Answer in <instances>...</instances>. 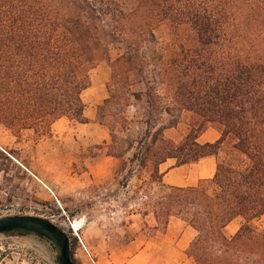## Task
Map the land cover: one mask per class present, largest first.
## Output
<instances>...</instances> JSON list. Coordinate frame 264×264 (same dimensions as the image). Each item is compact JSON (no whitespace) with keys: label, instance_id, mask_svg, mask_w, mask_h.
Instances as JSON below:
<instances>
[{"label":"trees","instance_id":"trees-1","mask_svg":"<svg viewBox=\"0 0 264 264\" xmlns=\"http://www.w3.org/2000/svg\"><path fill=\"white\" fill-rule=\"evenodd\" d=\"M165 23L191 36L166 49L155 34ZM101 62L110 71L96 111L109 131L106 155L120 162L122 188L139 181L148 229L165 233L171 218L192 228L185 254L194 264H264V228L255 224L264 217V0H0V128L40 138L61 119L88 123L82 96ZM133 104L144 125L137 139L125 116ZM184 114L194 124L175 143L165 130ZM209 126L220 138L199 144ZM227 140L231 154L220 161ZM208 157L216 159L212 178L164 184L168 161Z\"/></svg>","mask_w":264,"mask_h":264},{"label":"rangeland","instance_id":"rangeland-1","mask_svg":"<svg viewBox=\"0 0 264 264\" xmlns=\"http://www.w3.org/2000/svg\"><path fill=\"white\" fill-rule=\"evenodd\" d=\"M155 34L166 49L175 48L184 38L191 36L186 30H174L168 23ZM115 57L116 52H111L110 59ZM100 68L107 71V82L99 72ZM90 79L91 88L83 93L82 98L87 114L93 112L96 116L98 104L108 98V64L99 63L90 72ZM125 116L131 121L130 137L137 139L144 131L140 105L130 106ZM194 120L188 114L179 120L176 129L179 127L177 133L182 139ZM60 126L51 128L50 136L40 138L24 133L21 138H15L19 144H12L9 135L0 137L3 147L0 153L10 160L0 159V169L4 170L0 172V219L34 216L49 220L68 235L76 264H124L126 258L146 245V263L162 264L163 258L172 257L169 242L155 239L159 233L148 229L153 224L151 215L142 220L138 214L141 210L137 194L139 181L133 178L127 188H122L120 182L125 173L119 171V167L105 179L89 177L86 166L101 151L106 152L105 147L95 145L89 136L72 129L63 130ZM41 141H47V147L34 149V145ZM231 144V140L224 143L220 161L228 160ZM133 237L136 242L125 245ZM151 257H154L152 262ZM0 264H57L56 252L48 241L37 236L0 235Z\"/></svg>","mask_w":264,"mask_h":264},{"label":"crops","instance_id":"crops-1","mask_svg":"<svg viewBox=\"0 0 264 264\" xmlns=\"http://www.w3.org/2000/svg\"><path fill=\"white\" fill-rule=\"evenodd\" d=\"M99 72L103 75L104 79H106L107 82V71L105 68H100ZM91 88V87H90ZM105 99H103L104 101ZM100 103L101 105L103 104ZM98 104L99 106H101ZM84 116L87 119L88 123L86 124H76L72 125L70 124L66 119H61L53 124L52 130L56 125H61L60 127L63 130H70L72 129L74 132L80 134V135H86L89 136L92 139V142L95 143V145H100L101 147H104L105 144H108L110 137L109 132L105 127H102L98 122L96 121V116L93 112H90V114H87V111L85 110ZM66 124H64V122ZM179 130V127L176 129H167L165 130V136L172 140L175 143H178L182 140V135L177 133ZM3 133H2V132ZM2 135H9L12 138V144L17 143L16 139L8 132L2 130L0 128V137ZM4 137V136H2ZM220 138V132L218 129L214 127H209L206 129L204 133H202L198 139L197 142L199 144H206V143H214ZM8 142L6 143L8 145ZM19 144V142L17 143ZM48 142L41 141L37 142L34 146V149H41L47 147ZM0 149L3 150L2 142L0 141ZM104 150V149H103ZM96 158L93 159L91 163H89L86 167V174L91 177L92 179H105L109 177L110 175L114 174L116 170L119 167V160L109 157L106 155V152L101 151ZM220 156V154H219ZM167 168L163 169V166L167 165ZM174 161L170 160L164 165L161 166V171L165 172V175L163 177V182L166 186H174V187H192L196 186L197 183L200 180L210 179L213 177L215 170H216V159L214 157H208L205 159L200 160L197 164L192 165H185L180 167H173ZM173 167V168H172ZM241 220L237 219L230 223L226 229L225 233L227 236H233L237 230L240 227ZM256 225L261 228H264V217L260 219L259 222L255 223ZM160 236H155V239L169 242V250L172 252V257L163 258L164 262L162 264H194L185 254V251L187 247L189 246L190 242L195 238L196 232L187 226L184 222L177 218H171L168 226L166 228L165 233H159ZM136 242V241H135ZM133 242V243H135ZM131 243V244H133ZM130 244V245H131ZM129 245V246H130ZM148 245H146L144 248L138 249L135 253L130 255L128 258H126L124 264H149L148 259L146 258V249ZM151 262L154 260V257L150 258ZM157 262L159 261V258L156 259Z\"/></svg>","mask_w":264,"mask_h":264},{"label":"water","instance_id":"water-1","mask_svg":"<svg viewBox=\"0 0 264 264\" xmlns=\"http://www.w3.org/2000/svg\"><path fill=\"white\" fill-rule=\"evenodd\" d=\"M24 233L48 241L56 252L57 264H74L68 235L47 219L13 216L0 219V235Z\"/></svg>","mask_w":264,"mask_h":264},{"label":"bare ground","instance_id":"bare-ground-1","mask_svg":"<svg viewBox=\"0 0 264 264\" xmlns=\"http://www.w3.org/2000/svg\"><path fill=\"white\" fill-rule=\"evenodd\" d=\"M75 229H77V226H74Z\"/></svg>","mask_w":264,"mask_h":264}]
</instances>
